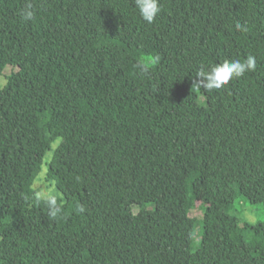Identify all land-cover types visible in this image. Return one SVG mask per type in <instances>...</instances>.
I'll return each instance as SVG.
<instances>
[{
    "label": "trees",
    "instance_id": "obj_1",
    "mask_svg": "<svg viewBox=\"0 0 264 264\" xmlns=\"http://www.w3.org/2000/svg\"><path fill=\"white\" fill-rule=\"evenodd\" d=\"M27 2L0 0V73L17 69L0 89V264H264V219L237 215L264 206V0H160L152 24L135 0H31L26 22ZM249 55L255 71L192 87Z\"/></svg>",
    "mask_w": 264,
    "mask_h": 264
},
{
    "label": "clouds",
    "instance_id": "obj_2",
    "mask_svg": "<svg viewBox=\"0 0 264 264\" xmlns=\"http://www.w3.org/2000/svg\"><path fill=\"white\" fill-rule=\"evenodd\" d=\"M135 7L140 18L147 24L155 22L156 17L161 12L160 0H135ZM22 19L26 22L32 21L35 16L34 6L31 0L25 4L20 13ZM237 30L246 31L241 24L235 25ZM256 57L249 55L244 60H224L222 63L215 64L205 70L203 67L196 72L195 79L192 81V87L199 90L208 91L221 89L234 78L242 77L247 72L256 70ZM49 215L55 218L62 212V207L57 203L54 196L47 197ZM78 210L83 212L84 208L78 206Z\"/></svg>",
    "mask_w": 264,
    "mask_h": 264
},
{
    "label": "rangeland",
    "instance_id": "obj_3",
    "mask_svg": "<svg viewBox=\"0 0 264 264\" xmlns=\"http://www.w3.org/2000/svg\"><path fill=\"white\" fill-rule=\"evenodd\" d=\"M17 69L13 68L12 66H7L1 73H0V89H3L7 84L8 78L16 71ZM45 169L39 174L37 179L33 184V189L39 192V196H57L58 192L55 187L51 186L47 181L44 179ZM194 215L199 216L201 215L200 210H196L193 212ZM238 217L240 218L241 225L244 224H256L259 221H263L264 219V206L257 205V206H250L248 204L242 203L239 208ZM200 234L197 232V236L195 239V247L194 250L199 245L200 241Z\"/></svg>",
    "mask_w": 264,
    "mask_h": 264
}]
</instances>
